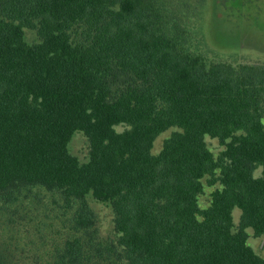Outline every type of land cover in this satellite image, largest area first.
I'll return each mask as SVG.
<instances>
[{
    "label": "trees",
    "instance_id": "16d2710c",
    "mask_svg": "<svg viewBox=\"0 0 264 264\" xmlns=\"http://www.w3.org/2000/svg\"><path fill=\"white\" fill-rule=\"evenodd\" d=\"M204 178L220 187L201 208ZM36 186L77 205L51 264H264L248 244L264 235V66L182 48L155 0H0L1 207ZM89 193L110 203L115 242L99 240ZM8 249L0 264L16 263Z\"/></svg>",
    "mask_w": 264,
    "mask_h": 264
},
{
    "label": "rangeland",
    "instance_id": "374dc122",
    "mask_svg": "<svg viewBox=\"0 0 264 264\" xmlns=\"http://www.w3.org/2000/svg\"><path fill=\"white\" fill-rule=\"evenodd\" d=\"M164 13L170 34L182 48L202 56L207 62L258 64L264 66V0H155ZM75 41L84 39L83 26L72 32ZM25 40L37 43L40 38L35 29H25ZM125 126H117L122 131ZM176 128L161 133L154 141L152 152L158 154L163 142ZM208 147L217 155L223 146L218 139L206 137ZM69 151L80 163L89 160L90 142L77 131L69 144ZM260 169L257 174L260 173ZM204 191L199 196V206L210 204L211 193L220 185L209 186L203 179ZM87 200L96 215L99 240L116 241L114 215L109 202L99 201L89 193ZM0 203V247L8 249L9 257L17 264H51L48 252L72 235L71 219L77 208H65L57 191L41 186L23 191L19 200L11 205ZM241 210H233L235 228ZM248 244L264 256V235L257 237L249 230ZM113 261V258H112ZM15 263V264H16Z\"/></svg>",
    "mask_w": 264,
    "mask_h": 264
}]
</instances>
